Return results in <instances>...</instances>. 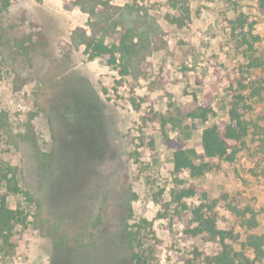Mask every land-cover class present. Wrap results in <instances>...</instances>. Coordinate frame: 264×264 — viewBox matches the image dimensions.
<instances>
[{
  "label": "rangeland",
  "instance_id": "1",
  "mask_svg": "<svg viewBox=\"0 0 264 264\" xmlns=\"http://www.w3.org/2000/svg\"><path fill=\"white\" fill-rule=\"evenodd\" d=\"M66 1L18 0L0 12V173L10 179L0 180V197L23 218L14 229L17 247L0 253V264H133L126 227L154 264H184L195 249L203 256L220 249L185 234L192 209L212 202L217 228L232 233L231 250L253 258L243 244L264 236V91L249 98L241 86L264 80V66L248 67L264 63L256 0H190L191 21L182 28L165 20L177 15L166 0H135L164 29L167 47L148 60L143 78L121 85L111 67L70 44V31L87 17L64 10ZM239 14L251 27L232 36L228 21ZM37 31L45 49L20 55L15 41ZM15 78L25 82L18 90ZM194 97H208L213 108L199 129L180 114ZM234 101L250 107L234 161L205 160L210 168L199 177L174 173L173 152L186 150L200 163L202 129L227 123ZM152 113L176 125L162 129ZM190 186L198 193L177 201Z\"/></svg>",
  "mask_w": 264,
  "mask_h": 264
},
{
  "label": "trees",
  "instance_id": "2",
  "mask_svg": "<svg viewBox=\"0 0 264 264\" xmlns=\"http://www.w3.org/2000/svg\"><path fill=\"white\" fill-rule=\"evenodd\" d=\"M18 0H0V12L6 10L11 3ZM41 2L42 0H33ZM190 0H166V6L177 13V15H166L165 20L177 28L187 26L191 21L189 6ZM256 9L264 14V0L255 1ZM63 9L72 11L77 9L87 19L83 26L74 27L70 31L69 41L74 48H82L87 60L101 59L106 66L111 67L120 79L117 83L122 84V79L129 78L136 82L143 78L146 73L148 60L156 53L166 49L165 31L158 23L154 15L147 8L136 2L117 5L113 0H68L63 4ZM230 33H234L245 26H250L243 16L239 14L234 20H229ZM47 45L46 39L39 31L27 35L22 40L15 41L14 47L20 55H27L30 51L44 50ZM260 59L253 60L248 64L249 68L263 67ZM14 89L18 90L25 82L15 78ZM18 82V83H17ZM252 88L248 90L249 98L260 97L264 91V80L257 78L253 80ZM239 100L243 98L237 96ZM264 119V105L262 107ZM250 107L240 105L234 101L228 112V122L222 125H212L202 129L200 137V150L195 153L196 163L186 150H176L172 154V166L174 173L188 172L190 177H199L209 170L205 160H217L227 163L234 161L236 146L241 144L247 136L250 123L245 118ZM181 117L196 123L191 124L193 129H199L200 125L207 121L213 114L211 101L204 97L202 101L193 98L192 103L183 104L180 110ZM154 121H160L162 129L168 123L176 125L175 118H166L161 114L152 113ZM163 131V130H162ZM143 143V140H142ZM152 148V144H149ZM0 180L10 183L6 174L0 173ZM198 192L190 186L175 194V199L180 201L196 195ZM202 200L207 199V194L201 191ZM214 202L210 205L200 204L192 209L191 215L193 226L185 230V234L191 238H199L205 243H218L220 249L216 254L205 255L193 251V256L184 260V264H264V236H247L244 249L250 250L253 258H249L244 252H233L230 245L226 243L232 233L220 230L216 226V214L213 211ZM186 209V206H183ZM20 212L7 206L5 196L0 197V253L8 255L17 247L14 238V229L22 222ZM249 228L256 226L254 218L247 220ZM125 238L133 264H154L151 260L139 254L135 248L139 245L137 232L129 227L125 228Z\"/></svg>",
  "mask_w": 264,
  "mask_h": 264
},
{
  "label": "crops",
  "instance_id": "3",
  "mask_svg": "<svg viewBox=\"0 0 264 264\" xmlns=\"http://www.w3.org/2000/svg\"><path fill=\"white\" fill-rule=\"evenodd\" d=\"M188 61V60H187Z\"/></svg>",
  "mask_w": 264,
  "mask_h": 264
}]
</instances>
